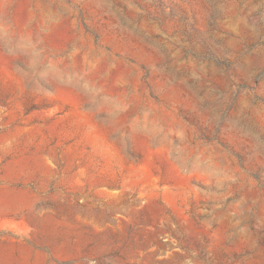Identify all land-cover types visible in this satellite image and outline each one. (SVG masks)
<instances>
[{
	"label": "rangeland",
	"instance_id": "rangeland-1",
	"mask_svg": "<svg viewBox=\"0 0 264 264\" xmlns=\"http://www.w3.org/2000/svg\"><path fill=\"white\" fill-rule=\"evenodd\" d=\"M0 264H264V0H0Z\"/></svg>",
	"mask_w": 264,
	"mask_h": 264
}]
</instances>
